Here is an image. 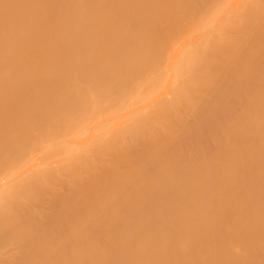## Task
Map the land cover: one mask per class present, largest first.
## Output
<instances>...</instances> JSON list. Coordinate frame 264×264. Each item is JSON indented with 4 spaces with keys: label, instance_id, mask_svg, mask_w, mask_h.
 I'll list each match as a JSON object with an SVG mask.
<instances>
[{
    "label": "bare ground",
    "instance_id": "1",
    "mask_svg": "<svg viewBox=\"0 0 264 264\" xmlns=\"http://www.w3.org/2000/svg\"><path fill=\"white\" fill-rule=\"evenodd\" d=\"M160 1L162 0H0V5L4 6L0 9V107H2L0 109V128L3 127L5 117L12 120V122L7 121V126L10 128L7 130L9 143L3 148L5 151H11L12 154L0 153L1 165H5L8 161L18 163L14 155L23 157L22 153L24 152L32 158L34 150L31 149V144H33V147H43L41 142L36 141L38 138L37 133L51 137L49 135L52 132L58 133L62 128L68 129L67 123L70 119L74 117L82 118L87 115L86 107L89 106V103H94L93 107L98 110L97 113L118 108L112 101H103L100 107L97 106L92 92L97 91L101 98L116 99L122 90L128 84L135 82L136 79L134 77L113 79L110 76L107 77L110 73L114 75L119 72L123 64H125V71L128 69L143 71L144 68L141 63L146 60L147 55L151 57L155 64H159L161 48L166 34L181 33L189 27L188 25H182L183 20L181 18L172 16L171 12L176 8L175 5L171 4L173 0H166L168 1L169 14H158L154 6ZM255 1V4L259 5H256L254 9L264 7V0ZM202 3L208 7L211 6V3L197 0L194 1V5H182L181 8H194ZM244 4L246 2L231 6L228 4L226 7L229 10L228 16L234 17L241 14L242 9L240 7ZM220 6L219 3L218 7L220 8ZM53 7L55 10H52ZM23 11L27 12V18L34 22L36 26L35 29H28L25 33L29 37H37L39 45L45 47L43 50L34 47L27 56H21V54L13 56L14 49L20 47L19 42L24 41L19 32L20 20L17 19V14ZM200 14H202V11ZM228 16L217 14L210 17L211 20L215 21L214 34L206 33L201 39L196 38L187 46L182 44L179 47V52L167 51L166 56L169 59L167 68L176 75L174 78L176 89L171 94L169 105L165 104L163 99L160 100L162 97L160 93L159 95L153 90L150 92L148 102L144 99L147 102L144 105L142 103L145 102L142 99H138L137 103L129 104L127 102V100H130L129 96L126 100L127 103L124 102L121 108L127 107L130 111L121 118L116 117L115 114L104 116L96 113L97 115H94L91 122L95 125L94 130L97 132L100 146L104 144V140L112 138L113 133L110 131L117 121L123 122V126L117 131L114 139L110 140L114 142L117 139H124L130 146L133 142L137 145V139L140 135L150 133L157 126L162 128L163 123L161 121L165 115H170L169 123L175 127L174 135L164 142L161 139L167 134L165 131L147 135V138L153 142V149L140 158H128V161L132 162L130 166L133 167L134 172L132 175L123 174L120 176V183H125V185L120 184L121 190L127 186L131 188L133 185L132 190L129 192L153 196L156 192L168 191V186H174L176 180L183 177V174L187 177L198 174L196 187L193 189L199 188V174L202 173L205 161L217 163L218 160H215L214 155H218L223 149H232L239 146L234 143L236 139L238 140L235 137H228L225 143H220L218 137H225L226 130L228 132L233 131V127L228 125L218 126L217 131L201 143H198L194 138V136L201 133L203 128L195 120H208L226 116L227 113L223 108L224 100L228 98L226 97L227 94H235L234 92L239 91V88L245 82H248L246 86L256 84L254 82H257V80L253 82L251 79L253 84L249 79L251 76L256 78L258 75H262V72L254 65L253 60L244 57L243 51L246 48L241 51L238 50L240 40L237 38H231L229 55L226 61L215 59L216 53H218L217 46L221 39V36L217 33L224 28H233V23L228 22ZM194 22V19H190V23L194 24ZM161 29L162 32L160 33ZM147 32L150 33V37H143V33ZM132 36H134V44L128 43L133 39ZM260 36H264V32ZM13 38H15V43L11 41ZM249 49L252 52H259L254 47ZM178 54H183V61L178 60ZM37 55L40 56V64L34 59ZM18 77L25 78L28 80L29 85H34L35 88L16 89L15 84L18 82L16 80ZM257 85L260 86L262 83L259 82L258 84L257 82ZM86 87L87 91H85ZM250 94H246V97H248L246 98L248 100L247 106L248 103H255V106L249 107L252 113H249V115L264 117V105L255 100L258 98L257 93L251 98L253 101L250 100ZM75 98L73 104H65V101L73 102ZM22 99L25 100L20 102ZM161 103L165 104L166 107L161 106ZM125 104L128 106H125ZM62 113L66 115L65 123L58 120L59 115ZM240 118H242V124H244L245 119L243 116H240ZM82 126H78L76 131L80 130ZM175 135L186 137L185 142H177V146L180 147L179 153L184 154L180 161L172 158L174 152L168 147ZM142 138H146L145 135ZM76 139V136L73 135L64 144L53 143L50 148L44 149L43 147L41 153L45 157L42 158L41 155V158L37 160L28 158V161H30L28 163H31L34 168L45 169V172L40 175L44 181L49 177V169H54L55 166L70 169L73 167L74 160H76L77 165L83 167H90L93 163L92 166L96 167V162L100 161L98 158H101L96 154H91V157V155L89 156L90 153L81 151L77 156H66V151L80 145ZM88 139L90 138L87 137L86 142L89 141ZM55 145H58L57 148ZM84 149L94 150L89 145H86ZM52 150L54 154L57 151L59 157L51 163L48 158H51ZM48 152L51 154L50 156H48ZM224 155H230V152H226ZM106 166L110 168L112 164L106 161L98 163V168H105ZM145 166L144 172L140 170L139 167L144 169ZM187 168L191 170L189 175L186 172ZM176 171L182 174H177ZM153 175L158 180V186L155 190H151L148 183L140 182ZM162 178L167 181L166 184L161 182ZM254 180L255 177L250 175L248 182ZM30 186L31 182L29 181L27 187L20 185L16 191L10 189L8 193L24 192L26 194ZM0 188H2V185H0ZM177 188H181V185ZM76 192L92 193L88 189L80 191L79 188H76L72 191L69 190L70 197L74 199ZM247 194L252 196V200L255 197L258 198L256 200L257 207L260 200L264 198V191L261 186L254 190L249 189ZM8 196L10 195L6 193L0 194V198H2L0 199V226L4 228L13 224L10 219L15 215L14 208L5 202V198ZM253 202L249 203L250 212L251 210L256 211L257 208L253 206ZM263 203L260 205L262 206ZM258 208L263 207L259 206ZM258 210L263 214V210L257 209V214H254L255 216H252L251 219L258 217L260 214ZM126 216L108 220L107 225H122V230L113 235L116 240H119V238L120 240L109 244L104 252L98 248V243L101 241L99 229L103 224L94 223L90 225L96 233L94 234L96 238L90 240L89 236L82 235L84 228H86L84 222L73 220L70 226L74 225V231L82 236L61 235L58 240L60 241L61 250L37 254L35 247L28 245L30 238L23 237L19 239V243L24 246L17 253L9 254L5 264H35L34 259L36 257L41 258L43 264H194L192 259L197 255L194 253V248L198 246V238H194V233H192L195 227L189 230L186 229L181 233L184 244L181 240L171 236L168 230L170 235L168 240H176V250L178 247L186 246V251H181L179 248L182 253H176L173 257L169 255L171 258H167L168 252L160 249L155 231L150 230L146 234L139 227V224L132 225L128 223L127 219L122 223L121 221ZM260 219V221L256 219L252 223V228L248 226L247 229L246 224L238 222L239 228H237L238 225L234 226L236 229L227 226L226 232H232L233 234L236 232L235 236L240 232L237 237L241 240L244 238L241 233L245 234L246 240L250 239L248 237L259 234L260 238L264 233L259 232L261 227L264 228L262 217ZM258 222L260 223L257 226ZM37 227L39 229H37L36 234L44 233L45 236L49 230L48 227H42L41 223H37ZM24 228L31 230L32 227L28 225ZM258 232L259 234H257ZM202 233L205 232L202 231ZM254 238L256 239V237ZM255 239L248 240L247 245L253 246L251 248H257L252 244L256 241L260 242V240ZM261 239L264 238L261 237ZM64 240H68L65 246H63ZM257 243L255 244L257 245ZM261 244L258 243L260 248L255 250L258 253L255 257H260L261 248H264ZM248 248L249 253L251 251L250 254H254L250 246ZM202 249H207L209 253L202 259V264H209L210 261L208 262L206 259H211V256H216L215 254L220 257L219 259L218 256H216L217 258L213 257V261L218 259L217 262L215 261L216 264H231L225 259V256L215 252L216 249L213 246ZM249 253L247 254L249 256H247V260L260 262L261 257L259 259L252 258V260ZM199 255V258H201L204 254L200 252ZM255 262H252V264ZM241 264L248 263L241 261ZM259 264L264 263L260 262Z\"/></svg>",
    "mask_w": 264,
    "mask_h": 264
},
{
    "label": "rangeland",
    "instance_id": "2",
    "mask_svg": "<svg viewBox=\"0 0 264 264\" xmlns=\"http://www.w3.org/2000/svg\"><path fill=\"white\" fill-rule=\"evenodd\" d=\"M194 1L197 0L172 1L171 4L176 7L171 12L172 16L181 18L183 20L182 25H188L189 27L181 33L166 34L161 48L159 64H155L151 57L147 55L146 60L141 63L144 68L143 71L136 69H128L125 71V64H123L119 72L114 75L110 73L107 77L110 76L113 79L123 77H134L136 79L135 82L128 84L116 99L109 100L106 97L101 98L97 91L92 92L93 97L96 99L95 104L97 106L100 107L103 101H112L118 106L116 110L110 109L109 111L97 113L98 110L93 107L94 103H89V106L86 107L87 115L82 118L74 117L70 119L67 123L69 126L68 129L62 128L58 133L52 132L49 135L51 137H47L46 134L42 135L37 133L38 138L36 141L41 142L44 149L50 148L53 143L64 144L71 136L75 135L77 138L76 141L80 145L66 151V156H77L81 151L90 153L89 156L91 154H96L101 157L98 158L100 161L96 162V167L92 166L94 163L90 167H83L82 165H77L76 160H74L73 167L70 169H66L67 167L62 166H55L54 169H49V177L44 181L43 177L40 175L42 172H45V169L34 168L31 163L29 164L28 162L30 161H28V158H30V155L28 157L26 152L22 153L23 157L13 154L18 163L8 161L5 165L0 164V185H2L0 194L6 193L10 195L5 198V202L14 208L15 214L13 218L10 219L13 224L9 225L7 228L0 226V264H5L9 254L17 253L18 250L24 246L19 243V239L23 237L30 238L28 245L34 246L37 254L46 251L53 252L61 250L60 241H58L61 235H87L90 240H94L96 238L94 234L96 233L93 227L90 226L94 223L103 224L99 229L101 241L98 243V248L100 251L104 252L109 244L116 243L120 240V238L116 240L113 235L122 230V225H107L108 220H111V218L116 219V217H123L124 215L127 216L123 218L121 221L122 223L127 219L128 223L132 225L139 224V227L144 230L146 234H148L150 230L155 231L160 249L162 251L167 250L168 252L167 258L175 256L176 253H182L181 251L183 250L186 251V246H182V248L178 247V251L176 250V240H168L170 238L168 230L171 236L181 240L184 244L181 233L192 227H195V230L192 232L194 233V238H198V246L194 248V253L197 255L192 259L194 264H202V259L205 255L209 254L207 249L202 248L207 246H213L214 249H216L215 252H219L221 255L225 256V259L231 264H239V261L240 264L241 261L248 264L255 262V260H250L251 262L247 260L249 246L252 252L254 251V254L252 253L253 256L250 254V251V259L258 258L255 257L258 255L255 250L260 248L258 243H262L261 246H264V239H261V237L264 238V228L262 229L260 226L263 223L259 225V227H261V231L259 229V232L263 233L260 238L259 232L257 233L259 235L254 234L256 235L254 236L256 239L254 237H248L250 238L248 240H260V242H255H258V246L255 243L252 244L257 248H251L253 246L247 245L248 240H246L247 238H245L246 236L244 233H241V235H244L243 237L245 239L243 238L241 240L237 237L240 234L239 230H237L239 232L237 233L238 235L235 236L236 232L234 233L235 235L232 232H226V227L234 228L235 225H238L237 228H239L240 225L238 222H243L246 224L247 229L248 226L252 228V223H254L256 219L260 221L261 217L264 222V198L258 203V205L263 208H258L259 206L257 207L256 203L258 198L256 199L255 197V199L253 198L252 200V196L247 194L249 189L254 190L259 186H261L264 191V117L256 115L250 116L249 113H251V111L249 107L255 106V103H248L247 106L248 100L246 99L248 98L246 94L251 93L249 96L250 100L253 101L251 98L257 93L258 98L255 97V100L264 105V36H260L261 33L264 32V7L254 9V7L259 4H255V0H246V4L240 7L242 9L241 14L234 17L228 16L229 10L226 9L228 4L225 3V0H203L204 3H211L209 7L202 3L194 8H181L182 5H194ZM219 3L221 5L220 8L218 7ZM3 7L4 6L0 5V9ZM154 9L160 15L169 14L168 1H160L154 6ZM52 10H55V8L53 7ZM201 11L202 14H200ZM217 14L228 16V22L233 23V28H224L221 32L217 33L221 36V39L217 46L218 53H216L215 59L226 61L229 55L231 38L239 39L238 50L241 51L243 48H246L243 51L244 57L251 58L254 65L262 72V75H258L256 78L255 76H251L249 80L251 81L252 79L253 82L257 80L258 84L260 82L262 85L259 86L257 82H254L256 83L254 84L252 81L254 85L246 86L248 82H245L244 85L241 83L243 88L241 86L242 89L238 87L240 92L237 91L238 93L234 92L235 94L231 95L227 94L228 96L226 97L228 98L224 100L223 109L227 113L226 116H219L208 120H195L200 123L203 128L201 133L194 136V138L198 143H201L209 139L211 135L217 131L218 126L228 125L233 127V131L228 132L226 130L225 137H218L220 143H225L228 137H235L238 138V140L236 139L234 143L239 146L233 147L232 149H223L218 155H214L216 157L215 160H218L217 163L205 161L202 167V173L199 174V188L193 189L196 187L198 174L189 177L183 174L184 176L177 179L174 186H168V191L156 192L153 196L129 192L132 190L133 185L131 188L127 186L125 189L121 190L120 184L125 185V183H120V176L123 174L132 175L134 172L133 167L130 166L132 162H129L128 158H140L146 152L153 149V142L147 138V135L158 131H165L167 134L161 139L163 142L174 135L173 131L175 127L169 123L170 115L162 117V128L157 126L150 133L140 135L137 139V145L133 142L131 146L126 143L124 139H117L114 142L110 140L114 139L117 135V131L123 126V122L121 121H117V123L112 126L110 131L113 133L112 138L104 140V144L100 146L98 144L97 132L94 130L95 125L91 120L96 113L104 116L115 114L116 117L121 118L130 111L127 107L121 108L124 102L134 104L137 103L138 99H142L143 102H145V100L148 102L151 95L150 92L153 90H155V93H160L162 95L160 100L163 99L165 104L169 105L171 94L176 89V81L174 79L176 75L167 68V62H169L166 56L167 51L174 50L179 52V47L182 44H186L187 46L194 39H201L206 33L214 34L215 21L211 20L210 17ZM17 19L20 20L19 32L24 41L19 42L20 47L14 49L15 53L12 55L18 56L21 54V56H27L34 47L43 50L45 46L39 45L37 37H29L28 34L25 33L28 29L33 30L36 28L34 22L27 18V12L23 11L17 14ZM190 19H194V24L190 23ZM240 23H242V25H240ZM161 32L162 29L160 30V33ZM143 37H150V33H143ZM132 38L133 39L128 43H135L134 36H132ZM11 41L15 43V38ZM21 47L24 48L20 49ZM251 47L257 48L259 52H252L249 49ZM34 59L40 64L39 55L35 56ZM178 60L183 61V54H178ZM16 80L18 81L15 84L16 89L35 88L34 85H29L28 80L25 78L23 79V77H18ZM251 95L253 96L251 97ZM129 96L130 100L128 101L127 99ZM24 100L25 99H22L20 102ZM75 100L76 98L73 102L65 101V104L71 105ZM31 102L36 103L34 101ZM147 102L142 103L141 101L143 105ZM165 104L161 103V106L164 105L165 108ZM126 105L127 104H125V106ZM176 105H178V103H176ZM0 109H2V107H0ZM240 116H243L245 119L244 124H242V118H240ZM8 118L9 117L4 118L5 124L3 123V127L0 128V153L12 154L11 151L3 150L9 143L7 140V130L10 128L7 126V121L12 122V120ZM65 118V113H62L59 115L58 120L65 123ZM80 125H83L82 128L76 131V128ZM143 135H145L146 138H142ZM87 137L90 138L88 142H86ZM185 140V136L178 137L175 135L169 146L164 144L173 150V159L180 161L183 158L184 154L179 153L180 147L177 146V142H185ZM86 145L94 148V150L88 151L84 149ZM57 146L58 145H55L56 148ZM43 147H33V144H31V149L34 150V156H32L33 159H30H40L41 155L42 158H44L45 155L43 156L41 153ZM226 152H230V155H224ZM47 154L48 156L51 155L49 152ZM53 154L54 151L52 150V155ZM52 155L50 156L51 158L46 157L51 160V163L55 162L59 157L57 151L53 156ZM35 156L36 158H34ZM103 161L111 163L112 167L108 168L106 166L105 168H98V163ZM74 166L76 167L74 168ZM139 168L144 172L146 166L144 169L142 167ZM59 171H64L65 173H60ZM186 172L189 175L191 172L190 168H187ZM175 173L182 174L177 171ZM250 175L255 177L253 182H248ZM155 177L156 176L153 175L140 182L148 183L149 188L155 190L158 186V180L155 179ZM29 181L31 182V186L26 194H24V192L8 193L10 189L16 191L18 189L17 187L20 185H25L27 187ZM161 182L164 184L167 183L164 178L161 179ZM179 185H181V188L178 189L177 187ZM76 188H79L80 191L88 189L92 193L76 192L73 199L70 197L69 190L72 191ZM252 201H254L253 206L257 207L256 211L257 209L263 210V214L258 210L261 214H259L260 216L258 215L259 218L256 216V218L251 219L252 216L254 217L257 214L255 210H251L250 212L249 203ZM261 203H263L262 206L260 205ZM251 213H253V215H251ZM73 220H80L86 225L82 235H78L74 231V225L72 227L70 226ZM37 223H41L44 228L48 227L49 230L45 236L44 233L36 234L37 229H39ZM259 223L260 222L257 223V226ZM28 225H31V230H26L24 228L28 227ZM262 226H264V224ZM202 231L205 233H202ZM239 238L241 237L239 236ZM67 241L68 240H64L63 246L67 245ZM200 252L204 254L201 258H199L200 255L198 256ZM169 255L172 256L170 257ZM215 255L218 256V254ZM216 256L213 257L217 258ZM259 256L262 259L259 261L264 263V248H261ZM213 257L211 256V259H206L208 262L210 261L209 264H213L220 258L218 256V259L213 261ZM34 262L35 264H43L42 259L39 257H36ZM260 262L255 263L259 264Z\"/></svg>",
    "mask_w": 264,
    "mask_h": 264
},
{
    "label": "snow or ice",
    "instance_id": "3",
    "mask_svg": "<svg viewBox=\"0 0 264 264\" xmlns=\"http://www.w3.org/2000/svg\"><path fill=\"white\" fill-rule=\"evenodd\" d=\"M245 2H246V0H225V3L229 4V6H231L233 4L239 5V4H243ZM85 91H87V87H86Z\"/></svg>",
    "mask_w": 264,
    "mask_h": 264
}]
</instances>
